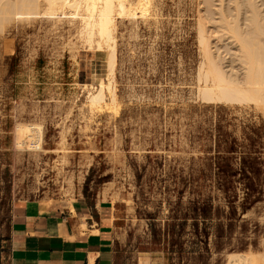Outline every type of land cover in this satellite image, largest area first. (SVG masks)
Listing matches in <instances>:
<instances>
[{"label":"rangeland","instance_id":"obj_1","mask_svg":"<svg viewBox=\"0 0 264 264\" xmlns=\"http://www.w3.org/2000/svg\"><path fill=\"white\" fill-rule=\"evenodd\" d=\"M116 2L112 74L108 51L81 36L82 11L0 13V249L17 195L83 197L115 207V264H262L264 105L201 91L199 31L226 73L240 72L222 27L246 29L247 0ZM99 81L106 97L90 106ZM18 125L39 128V149L27 134L16 143Z\"/></svg>","mask_w":264,"mask_h":264},{"label":"bare ground","instance_id":"obj_2","mask_svg":"<svg viewBox=\"0 0 264 264\" xmlns=\"http://www.w3.org/2000/svg\"><path fill=\"white\" fill-rule=\"evenodd\" d=\"M116 3V0H0V13L28 14L34 10H38L42 4L43 6L46 4L50 8V10L48 9L49 12L57 9L61 15H73L82 11L83 15L81 14V25L79 26L82 35L79 34L83 36L85 40L83 41L88 43L86 44L87 46L108 51V60L107 56L105 59L106 62L108 61V64L105 63L108 66V71L112 74L115 65L113 31L115 29ZM254 3V1L247 0L249 16L245 30L240 28L236 20L227 21V23L225 22V26L222 27L225 31L224 33L227 32L237 42L239 56L237 59H239L238 61L241 64L240 72L227 74L210 50L211 42L205 34V29L201 28L199 31V41L202 44L204 62L206 63L205 66H207V68L205 67L206 71L204 74L205 84L204 87L202 86L203 90H201L203 92L201 93L204 95L203 98L225 102L246 101L264 105V16L261 17ZM46 5L45 8L47 10ZM107 88H109L108 82L99 81L98 85L95 86V90L90 89L86 93L88 94L86 96L87 104L96 106L103 102L106 97L104 91ZM114 97L115 92L113 91L112 98ZM24 134H27V140L31 144L34 143L32 147L39 149V128L32 125H18L16 130V143L18 145L22 143ZM229 257L230 260L227 264H257L258 261L252 255H231ZM259 258H261L262 264H264V254H261Z\"/></svg>","mask_w":264,"mask_h":264},{"label":"crops","instance_id":"obj_3","mask_svg":"<svg viewBox=\"0 0 264 264\" xmlns=\"http://www.w3.org/2000/svg\"><path fill=\"white\" fill-rule=\"evenodd\" d=\"M114 211L102 200L69 206L17 195L0 264H115Z\"/></svg>","mask_w":264,"mask_h":264},{"label":"trees","instance_id":"obj_4","mask_svg":"<svg viewBox=\"0 0 264 264\" xmlns=\"http://www.w3.org/2000/svg\"><path fill=\"white\" fill-rule=\"evenodd\" d=\"M248 185H250V184H248Z\"/></svg>","mask_w":264,"mask_h":264}]
</instances>
